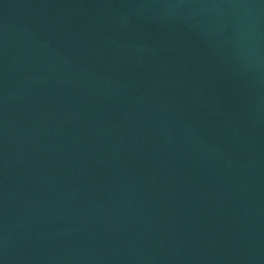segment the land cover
Wrapping results in <instances>:
<instances>
[{
    "label": "water",
    "instance_id": "water-1",
    "mask_svg": "<svg viewBox=\"0 0 264 264\" xmlns=\"http://www.w3.org/2000/svg\"><path fill=\"white\" fill-rule=\"evenodd\" d=\"M0 264H264V0H0Z\"/></svg>",
    "mask_w": 264,
    "mask_h": 264
}]
</instances>
